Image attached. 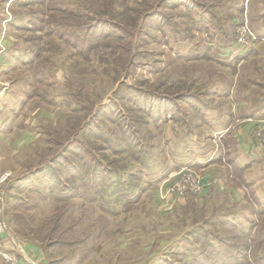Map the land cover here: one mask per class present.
<instances>
[{
    "label": "rangeland",
    "instance_id": "1",
    "mask_svg": "<svg viewBox=\"0 0 264 264\" xmlns=\"http://www.w3.org/2000/svg\"><path fill=\"white\" fill-rule=\"evenodd\" d=\"M19 1L0 0V251L264 264V0Z\"/></svg>",
    "mask_w": 264,
    "mask_h": 264
},
{
    "label": "trees",
    "instance_id": "2",
    "mask_svg": "<svg viewBox=\"0 0 264 264\" xmlns=\"http://www.w3.org/2000/svg\"><path fill=\"white\" fill-rule=\"evenodd\" d=\"M47 1V0H46ZM220 1H222V0H220ZM82 1H80L79 0V5H78V10H80V9H82V8H86V7H83L82 5V3H81ZM38 3H40V0H38ZM222 3V2H221ZM63 4H66V3H63ZM223 4V3H222ZM200 7L202 8V5H200ZM207 7V6H206ZM206 7L205 8H202L203 10L204 9H206ZM207 8H211L210 6H208ZM59 10H61V8H59V7H56V8H54V7H51L47 12H45L44 13V16H47L48 15V12H53V11H59ZM205 12H207L208 10H204ZM52 18H54L55 19V16H51ZM103 106V105H102ZM103 109H105L106 107H105V105L102 107ZM177 119H180L179 118V115H178V117H177ZM100 127V126H99ZM184 127H188V126H184ZM100 129H102L101 127H100ZM123 134H125V135H127V137H132V135L131 134H127V131H124V130H122L121 131ZM134 147H141L142 149H140L138 152V154H136L135 152H133V151H129L130 152V154H129V152H128V154H129V157L130 158H132L134 161H136V162H138V163H140L141 161H139V159H140V157L143 155V154H145V147H142V146H144L143 145V143H141V142H139V143H136V146H135V144L133 145ZM84 150V149H83ZM140 152H142V155L140 154ZM84 155L86 156V157H89L90 155H91V153H90V151L89 150H84ZM142 158V161H143V159L145 158L144 156H142L141 157ZM93 163L94 162H92V161H90V160H88V161H86L85 163H81L80 164V166H83V167H87L86 169H85V175H88V170L89 169H94L95 168V166H93ZM79 168V166H77V169ZM96 170H94V172H95ZM85 175L84 176H81L80 178H79V180H80V182L82 183L84 180H85ZM91 175H93V173H91ZM57 228V226L56 225H53L52 227H51V230H55ZM66 230H62V233H61V235L65 232ZM48 236H51V235H48ZM59 239L60 238H57V239H55V241H59ZM81 239V238H80ZM85 240H78V241H64V243H63V241H61V242H58V243H56L55 245H60V244H66V246L67 247H69V248H71V247H73V244H76L77 243V245L79 246V245H81L83 242H84ZM76 245V246H77ZM50 247H51V245H49ZM247 249V248H246ZM86 253V252H85ZM84 253V254H85ZM245 251H242V252H240V253H237V254H234V255H227V256H225V258H224V261H234V262H237V261H239V258H240V260H243V259H245ZM250 259H251V256H250ZM247 260H248V256H247ZM249 261V260H248ZM214 264H218V261H216V263H214Z\"/></svg>",
    "mask_w": 264,
    "mask_h": 264
},
{
    "label": "built area",
    "instance_id": "3",
    "mask_svg": "<svg viewBox=\"0 0 264 264\" xmlns=\"http://www.w3.org/2000/svg\"><path fill=\"white\" fill-rule=\"evenodd\" d=\"M253 138L254 141L258 147L259 151H262L264 149V120L261 121L257 125V127L253 130ZM192 172H188L187 174L183 175L182 179L180 180V184L183 185V187L179 190V197L183 194L184 191H190V194H196L201 191V182L199 180L193 181L191 185V179H192ZM8 175H3L1 180H5ZM191 185V186H190ZM0 256L4 260L6 264H21L20 259L16 257L15 255L6 252V251H0ZM27 264H39L34 261H29Z\"/></svg>",
    "mask_w": 264,
    "mask_h": 264
},
{
    "label": "crops",
    "instance_id": "4",
    "mask_svg": "<svg viewBox=\"0 0 264 264\" xmlns=\"http://www.w3.org/2000/svg\"><path fill=\"white\" fill-rule=\"evenodd\" d=\"M6 2H7V4H14V5H16L17 3H16V0H5ZM17 1H19V0H17ZM21 1H23V0H21ZM24 1H28V0H24ZM20 2V1H19ZM2 61H3V58L1 59ZM234 126H237V124H235ZM229 126H227L224 130H220V131H225L227 128H228ZM244 128H246V126H244ZM248 128V127H247ZM240 133V135H241V131L239 132ZM242 138H244L243 136H242ZM242 138H240V136L238 137V139L239 140H241L242 141ZM240 141V142H241ZM249 141H250V143H249ZM249 141H244V139H243V144L241 143V145H242V147H243V150L244 151H249V152H252L251 151V149L253 148L252 147V141L249 139ZM251 144V145H250ZM254 149H256V148H254ZM256 153H260V154H262V152L261 151H259L258 149H256ZM254 158H255V156H253ZM225 181V180H224ZM233 187V186H232ZM233 189L234 190H236L237 191V188L236 187H233ZM240 194V193H239ZM230 200H231V196H230Z\"/></svg>",
    "mask_w": 264,
    "mask_h": 264
}]
</instances>
